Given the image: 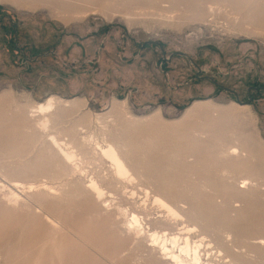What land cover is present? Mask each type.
Wrapping results in <instances>:
<instances>
[{
  "label": "rangeland",
  "instance_id": "374dc122",
  "mask_svg": "<svg viewBox=\"0 0 264 264\" xmlns=\"http://www.w3.org/2000/svg\"><path fill=\"white\" fill-rule=\"evenodd\" d=\"M170 6L156 0H0V108L14 112L18 107L27 115L33 103L49 96L76 100L66 123L56 126L64 132L76 128L84 115L107 114L114 102H124L125 113L134 119L158 113L166 124L179 121L193 103L209 102L217 112L199 113L185 125L222 138L196 139L200 158H205L197 178L206 186L194 181L173 155L175 144L188 148L191 142L178 136L166 149H153L161 162L160 180L173 177L202 207L217 196L239 201L242 177L264 185V0H231L216 6L219 11L204 22L190 21L189 14L172 12ZM9 114L0 115V264H132L135 256L147 257L148 239L126 240L121 225L112 226L99 215V207L84 193L86 175L77 171L51 179L60 168L42 146L46 136H36L33 128L9 127ZM85 130L100 138L95 123ZM60 138L69 139L66 134ZM221 142L243 145L254 170L247 167L233 182L223 178ZM88 166L81 163V169ZM107 167L105 162L103 169ZM64 183L72 184V193L60 200L37 193ZM11 196L14 201L7 203ZM141 198L129 201V209L153 222L165 218L156 206L140 209ZM259 200L263 205L264 198ZM218 202L211 206L221 215ZM262 205L254 201L250 212L239 213L237 226L244 227L251 214L264 221ZM187 225L200 223L185 216L173 232ZM199 235L196 230L191 237L205 236ZM213 238L208 233L204 242ZM234 250L238 262L225 251L217 253L215 244L205 259L211 264H264L263 248Z\"/></svg>",
  "mask_w": 264,
  "mask_h": 264
},
{
  "label": "bare ground",
  "instance_id": "6f19581e",
  "mask_svg": "<svg viewBox=\"0 0 264 264\" xmlns=\"http://www.w3.org/2000/svg\"><path fill=\"white\" fill-rule=\"evenodd\" d=\"M156 1L157 3L168 1L172 5L170 6L172 12L187 13L190 21L204 22L205 17L219 11L216 6L227 4L231 0ZM159 17L165 18L164 14ZM2 104L0 101V107ZM76 104H79L76 100H62L50 96L43 102L33 103L27 115L21 114L18 107L14 112L2 111L3 108H0V115L10 113L7 115L9 127L13 125L17 130L21 126L22 130L33 128L36 136H46L42 146L50 157L58 159L56 166L60 168V173L51 176L52 180L59 179L61 176L59 174L67 175L77 171L86 175L88 186L84 193L99 207V215L110 219L112 226L121 225L126 240L150 241V246L144 247L148 253L147 257L138 256L135 259V256L129 260L132 264L136 260L143 264H211V259L205 258L208 256L207 249L214 244L217 253L225 251L231 256L227 255V257L237 262L239 259L235 257L234 249H264V221L261 216L246 215L248 218L246 225L237 226V223H241L238 214L250 212V206L254 201L262 205L259 198H264V190H260L264 185L254 184L251 176L241 178L242 187H238L237 190L241 194L239 201L230 202L225 196H217L214 199L216 203L219 201V207H223L221 215L213 213L211 206L214 203L213 198L204 202L205 207H202L197 196H188L184 186L179 188L173 183V177L160 180L158 166L161 162L155 156L153 149L163 146L166 149L165 146L175 142L178 137L189 138L191 142L188 148L175 144L172 153L179 156L182 160V168L195 178L194 181H199L202 187L206 186L201 182L202 178H197V168L203 166L205 158L202 155L200 158V146L196 139L201 141L203 137L210 136L214 139L222 138L219 135H211L209 130L194 128L189 131V127L185 125L188 119L199 113L217 112L209 102L193 103L179 121L169 124L164 123L158 113L150 119L139 121L125 113L124 102L119 104L114 102L107 114L95 115L93 119L84 115L76 124L77 130L71 127L61 132L56 126L66 123V119L72 115L74 108L72 106ZM93 123L99 129L100 138H97L92 130H85L86 126L89 127ZM200 127H203L202 124ZM62 134H66L69 139H61ZM244 152L246 151L243 145L232 146L221 142L218 157L223 163V168L220 170L223 178L232 181L238 175L244 174L247 167L251 166L250 172L254 170L253 158L245 155ZM105 162L108 164L107 170L103 169ZM81 163L90 165L87 167L88 170L81 169ZM169 167L172 169L171 165ZM15 187L24 188L20 182H15ZM71 188V183H64L59 189L45 187L37 193L49 199L60 200L72 193ZM29 189H33V186L30 185ZM138 195L142 196L140 209L147 204L156 206L164 212L165 218L153 222L146 216H141L140 211L129 209V201H134ZM245 195L252 197V200L246 199ZM6 199L7 203H12L14 196ZM236 203L241 205L236 206ZM181 204L183 206L179 207L178 205ZM185 206L187 208H184ZM262 206L264 207V204ZM185 216L198 220L200 225H193L194 227L187 225L180 231L177 229L179 233L178 231L174 233L172 228ZM213 218L215 221L212 220ZM210 221H214V224L207 223ZM150 227L153 228L152 231ZM196 230L200 233V238L205 235L201 240L195 238L194 241L191 237ZM208 233L214 235V238L213 241L205 243L204 239ZM228 238L229 242H225ZM252 240L258 242L252 243Z\"/></svg>",
  "mask_w": 264,
  "mask_h": 264
},
{
  "label": "flooded vegetation",
  "instance_id": "af4514ba",
  "mask_svg": "<svg viewBox=\"0 0 264 264\" xmlns=\"http://www.w3.org/2000/svg\"><path fill=\"white\" fill-rule=\"evenodd\" d=\"M50 97V96H49ZM57 97V96H56Z\"/></svg>",
  "mask_w": 264,
  "mask_h": 264
}]
</instances>
